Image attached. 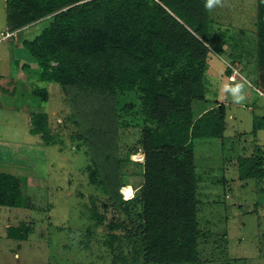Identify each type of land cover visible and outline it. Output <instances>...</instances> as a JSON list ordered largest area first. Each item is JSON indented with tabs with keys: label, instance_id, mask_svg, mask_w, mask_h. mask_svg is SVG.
<instances>
[{
	"label": "rangeland",
	"instance_id": "374dc122",
	"mask_svg": "<svg viewBox=\"0 0 264 264\" xmlns=\"http://www.w3.org/2000/svg\"><path fill=\"white\" fill-rule=\"evenodd\" d=\"M198 10L203 12L199 25L170 9L172 30L189 52L204 57L205 101L194 98L190 108L197 114L217 102L223 103L224 127L220 137L210 139L212 145L199 142L193 155L201 176L199 226L207 236L208 232L211 234L205 243L212 245L216 240L215 246H211L216 253L202 256V263L185 264H264V178L239 179L236 166L231 163L239 155L255 152L256 146L264 156V0H226L225 7L212 12H205L201 3ZM5 16V0H0L1 31L7 30ZM42 22L30 23V29L22 35L32 37ZM10 36L0 39V54L4 47L3 51L11 57L8 71H0L5 75L0 76L4 77L0 83L11 82L12 76L19 73H31L28 85L48 89V98L42 104L48 114L51 143L29 144L24 125L28 117L17 114L16 105H0V162L30 166L34 175L26 170L22 176L27 197L24 203L17 207L0 205V264H90L94 260L101 263L104 247L93 238L90 247L80 242L86 240L85 229L97 224L91 218L92 205L104 217L102 224L91 228L95 238L101 236L104 224L113 216L112 205L106 200L108 194L97 182L99 173L96 181L89 177L94 168L91 149L78 138L85 135L83 129L94 121L90 116L88 122L85 116L86 106L92 104L76 98L73 91L64 92L57 83L45 85V81L38 80L39 69L28 50L12 42ZM22 60L27 62L24 67ZM245 80L247 99L243 104H234L223 92V86ZM127 100L134 105L132 111L139 107L138 96L133 92L120 95L117 106ZM122 117L125 122L114 135L118 162L111 169L120 183L118 192L126 199L131 192L133 197L140 195L146 160L144 147L136 140L143 124L141 118L133 119L132 113ZM13 160L16 162H10ZM169 205L149 197L146 208L154 223L164 229L176 224ZM143 208L129 207L124 214L121 212L122 220L129 226L143 223ZM171 209L175 212L176 207L171 205ZM7 227L22 233L25 228L30 230L25 239H17L7 236ZM211 248L207 247L206 253Z\"/></svg>",
	"mask_w": 264,
	"mask_h": 264
},
{
	"label": "trees",
	"instance_id": "16d2710c",
	"mask_svg": "<svg viewBox=\"0 0 264 264\" xmlns=\"http://www.w3.org/2000/svg\"><path fill=\"white\" fill-rule=\"evenodd\" d=\"M201 3L204 7V0H6L8 31L19 32L27 24L43 21L32 37L22 39L38 66L37 78L57 83L64 92L73 91L76 98L92 104L86 106L85 116L94 121L78 138L91 149L94 168L89 177L96 181L99 173L97 182L108 194L113 216L95 238L93 227L104 217L92 205L91 218L97 224L85 229L86 240L80 242L90 247L93 238L104 247V254L101 263L90 264L202 263V256L216 253L211 248L216 240L205 243L211 234L208 237L199 226L201 176L193 146L199 138L222 135L223 103L193 113L191 100H204V57L185 48L172 30L170 15L174 9L199 25ZM34 89L45 102L47 88ZM131 92L138 96L139 107L132 111L131 100L117 106L120 95ZM121 112L132 113L133 119L139 116L143 123L136 140L145 151V177L140 195L129 199L121 197L111 169L118 162L114 135L125 122ZM29 130L51 143L46 112L31 113ZM231 163L239 179L264 178V156L257 146L255 152L239 155ZM23 178L0 171V205L17 207L25 202ZM149 197L170 203L174 226L164 229L154 223L146 209ZM138 205L144 207V221L129 226L121 215ZM25 229L22 233L7 227V236L25 239L30 230Z\"/></svg>",
	"mask_w": 264,
	"mask_h": 264
},
{
	"label": "crops",
	"instance_id": "0c3cea01",
	"mask_svg": "<svg viewBox=\"0 0 264 264\" xmlns=\"http://www.w3.org/2000/svg\"><path fill=\"white\" fill-rule=\"evenodd\" d=\"M5 4H6V0H5ZM30 25L27 24L24 27H22L21 30H19V32H17L15 30L14 35H11L10 38H13L12 42H15L17 44H19V46H22V39L25 38H29L26 36L22 35V32L29 30L30 28H28ZM32 27V26H31ZM4 29H7V23H6V16H5V27ZM1 32V30H0ZM5 40V39H3ZM10 40V39H9ZM4 48V47H3ZM2 48V53L0 54V71L2 72V70H7L9 68V62H10V54L8 52H4ZM24 59L27 60L26 55H24ZM31 59L34 61V59L32 58V56H30ZM24 62V64H22V67H24L27 62L22 60V63ZM35 62V61H34ZM2 63V64H1ZM3 63H5V66L3 65ZM26 63V64H25ZM36 63V62H35ZM35 67H38L37 64L35 65ZM23 69V68H22ZM0 72V76H5L3 74H1ZM6 72V71H5ZM33 74L29 73V74H21L19 73V75H14L12 76V81L11 82H7V84L2 85L0 83V105L2 107H9V105L11 106V108L16 105V112L18 113H23L24 115H26L28 117V122L27 125H25L26 127V131L28 132L27 134V140L30 142L29 144H32L35 146V144H41L44 143L40 134L38 133H31L29 128H30V117H31V113L32 112H37V111H44L45 112V107L42 104L39 96L35 94L34 92V88L36 87H45V86H38L37 84L32 86L31 84L28 85V81L31 80V76ZM4 78V77H0ZM39 80V79H38ZM42 81V80H41ZM49 82H46V84H48ZM31 87H34L33 89H31ZM31 90H28V89ZM48 90V89H47ZM1 92H4V94H2ZM205 101V100H203ZM202 101V102H203ZM208 107L204 108L203 110H201L199 113L195 114V115H199L201 114L204 110H206ZM1 109V108H0ZM25 121V120H24ZM23 121V122H24ZM22 125V123H21ZM17 126V125H16ZM18 127V126H17ZM17 127L15 129H17ZM22 128V126H21ZM13 138H16V136L14 135ZM217 137H212V138H199L198 141L196 140L193 149V155H195V148L196 151L198 150V147L196 146L197 144H199V142H203L206 145H212L213 140L210 139H215ZM42 141H41V140ZM38 140H40L38 142ZM220 140V139H219ZM196 146V147H195ZM10 162H16L15 160L10 161ZM30 166L27 165H16V164H7V163H2L0 162V171L1 172H9L14 174L15 176H23L24 173H26V170H28V174H30L31 176H34Z\"/></svg>",
	"mask_w": 264,
	"mask_h": 264
},
{
	"label": "clouds",
	"instance_id": "9594fccd",
	"mask_svg": "<svg viewBox=\"0 0 264 264\" xmlns=\"http://www.w3.org/2000/svg\"><path fill=\"white\" fill-rule=\"evenodd\" d=\"M225 5H226V0H204V8L208 12H212L217 8H223L225 7ZM247 83L248 82L245 80L242 82H235L233 84H225L223 86V92L227 96L231 97V100L234 104L237 105L243 104L247 99V93H246ZM131 197L133 196L130 197L128 196V198L126 199H129Z\"/></svg>",
	"mask_w": 264,
	"mask_h": 264
},
{
	"label": "built area",
	"instance_id": "2783aa9c",
	"mask_svg": "<svg viewBox=\"0 0 264 264\" xmlns=\"http://www.w3.org/2000/svg\"><path fill=\"white\" fill-rule=\"evenodd\" d=\"M14 31H8V30H6V31H3V32H0V39H2V38H4V37H6V36H10V35H14ZM130 196H133V193H131L130 195H129V197Z\"/></svg>",
	"mask_w": 264,
	"mask_h": 264
}]
</instances>
